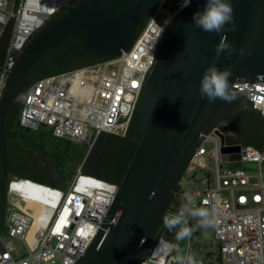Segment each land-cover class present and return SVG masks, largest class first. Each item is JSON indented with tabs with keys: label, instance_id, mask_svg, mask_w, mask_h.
Wrapping results in <instances>:
<instances>
[{
	"label": "built area",
	"instance_id": "built-area-1",
	"mask_svg": "<svg viewBox=\"0 0 264 264\" xmlns=\"http://www.w3.org/2000/svg\"><path fill=\"white\" fill-rule=\"evenodd\" d=\"M78 1L0 0V35L12 24L0 69V98L30 39ZM182 4L183 0H158L130 49L118 56L35 81L16 98L21 106L20 127L47 130L55 138L84 144L88 150L101 133L124 137L154 67L160 40L173 18L186 8ZM230 91L264 121V81L233 83ZM225 135L217 126L204 137L185 173L190 179L199 178L200 187L189 191L181 187L176 194L178 206L181 208L184 194L189 193L197 207L214 211L216 224L211 231L220 258L216 264H264V144L257 149L231 143ZM205 144L213 147L207 150ZM222 146L238 148L225 155H238L239 159L222 161ZM244 164H255L256 168L246 169ZM19 184H29L45 196L30 198L41 205L31 240L35 210L28 207V198L14 190ZM117 190L118 185L79 170L65 193L28 180L10 181L9 194H16L25 205L9 203L6 235L0 236V264H75L101 229ZM161 239L175 242L174 232L164 225L144 260L176 264L174 250L167 256L156 254ZM8 240L16 241L19 247L10 246Z\"/></svg>",
	"mask_w": 264,
	"mask_h": 264
},
{
	"label": "water",
	"instance_id": "water-1",
	"mask_svg": "<svg viewBox=\"0 0 264 264\" xmlns=\"http://www.w3.org/2000/svg\"><path fill=\"white\" fill-rule=\"evenodd\" d=\"M205 2L191 0L173 18L160 40L139 102L141 120L137 128L142 138L101 229L75 264H142L163 217L173 214L171 203L195 151L204 137L229 120V114L240 104L236 95L231 103L201 99L200 80L209 65L215 63L221 70L231 68L230 90L233 83L264 81V0H230L236 30L229 31L228 25L221 33H207L194 25L193 14L202 10ZM157 3L158 0H81L30 39L0 98V191L7 185L4 123L10 92L43 55L82 32L86 33L83 46L91 54L113 58L130 49L142 20ZM225 34L236 51L230 57L221 52L217 58L214 46ZM220 151L222 161L239 159L238 155H225L238 148L222 146ZM244 168L256 165L244 164ZM188 239L190 249L191 238Z\"/></svg>",
	"mask_w": 264,
	"mask_h": 264
},
{
	"label": "trees",
	"instance_id": "trees-1",
	"mask_svg": "<svg viewBox=\"0 0 264 264\" xmlns=\"http://www.w3.org/2000/svg\"><path fill=\"white\" fill-rule=\"evenodd\" d=\"M80 1L72 4L59 15L67 12ZM146 20L147 18L142 20L137 31L145 24ZM11 31L12 24L10 23L0 35V69ZM85 35L86 33L82 32L72 36L43 55L22 82L10 92L11 101L4 123L7 185L0 191V236L6 235L7 231L6 216L10 203L8 192L10 181L28 180L53 189H65L69 187L79 170L83 175L119 186L131 162L132 154L136 151L142 138V133L137 128L141 120L139 103L124 137L101 133L89 150L77 147L68 140L55 138L47 130L31 131L20 127L21 106L16 98L35 81L108 59L85 50L83 46ZM244 106L246 107L244 108ZM229 119L230 121L227 120L218 126L226 134L227 142H237L257 149L263 146L264 121L249 104L240 101L239 106L229 114ZM228 122L231 127L228 126ZM178 210L177 197L175 196L170 211L177 213ZM163 226L162 222L161 227ZM190 227L192 228L191 224ZM195 235L197 232L193 231L190 237L191 246ZM206 256L210 259L213 258L211 253H207ZM215 262L220 263L218 254Z\"/></svg>",
	"mask_w": 264,
	"mask_h": 264
},
{
	"label": "clouds",
	"instance_id": "clouds-1",
	"mask_svg": "<svg viewBox=\"0 0 264 264\" xmlns=\"http://www.w3.org/2000/svg\"><path fill=\"white\" fill-rule=\"evenodd\" d=\"M190 3L191 0H183L181 7H187ZM233 12L234 9L230 0H206L204 8L193 14V23L197 28L207 33H221L228 25H231L228 29L229 31H235ZM214 48L217 58L221 52L230 57L236 51L227 41L226 34L221 37L220 42ZM240 54H244L243 50H240ZM230 76H232L230 67H225L221 70L215 63L209 65L204 70L200 80L199 94L201 99L206 98L209 103L216 100L231 103L234 95L230 91ZM184 199L185 203L177 213L163 217V224L168 231L174 232L175 242L161 239L156 245L155 252L157 255L167 256L173 250L179 253L180 250L176 242L190 238L194 231L193 228L187 226L190 219H195L197 225L201 228H211L216 224L213 210L207 207H197L194 198L189 193L184 194ZM175 259L178 264H199L191 254L186 257L177 255Z\"/></svg>",
	"mask_w": 264,
	"mask_h": 264
},
{
	"label": "rangeland",
	"instance_id": "rangeland-1",
	"mask_svg": "<svg viewBox=\"0 0 264 264\" xmlns=\"http://www.w3.org/2000/svg\"><path fill=\"white\" fill-rule=\"evenodd\" d=\"M75 146L80 147V148H86L85 146H83L84 144H80L77 142H73ZM213 145L212 144H205V148L208 150L210 148H212ZM198 177V176H197ZM199 178L194 179H190V175L185 174L182 182H181V187L184 190H193L195 188L200 187V184L197 182ZM67 187L65 189H59L61 192L65 193L67 191ZM10 198H14V200H10V203H19L20 205L24 206L25 204L18 199V197L16 196V194L14 193H10ZM31 207L36 210L37 206L35 204H31ZM190 223L192 228L194 229V231L197 232V235H195L193 237L192 240V246L190 248V253H188L189 250V239L186 238L184 240H180L177 243V246L179 248V253H177L174 250V258L177 255H184L185 257L189 254L193 255L195 257V259L201 260L203 262V264H206V262L208 264H216L215 259L218 253V247L216 245L215 242H213V238H212V231L211 228H201L197 225V221L195 219H190ZM163 227L159 228L158 234L160 233V231L162 230ZM158 234L156 235L155 239L153 242L156 241V238L158 236ZM9 241V245L10 246H14V247H19V244L14 241V240H8ZM207 253H211L213 254V258L210 259L206 256ZM142 264H150L149 259H146L142 262ZM176 264H178L177 260H176Z\"/></svg>",
	"mask_w": 264,
	"mask_h": 264
},
{
	"label": "bare ground",
	"instance_id": "bare-ground-1",
	"mask_svg": "<svg viewBox=\"0 0 264 264\" xmlns=\"http://www.w3.org/2000/svg\"><path fill=\"white\" fill-rule=\"evenodd\" d=\"M13 188L17 193L28 198V207L32 208L31 204H35L37 206V209L35 210V215H34L35 216V222H34L32 228L30 230L29 237H28V240H31L32 236L34 235V232L36 231V229L38 227L39 218L41 217V215H39L41 205L36 203V202H31L30 198L32 196H39V195L45 198V196L41 195L42 190H38L37 188H35L29 184L14 185ZM48 194L49 193H47V195Z\"/></svg>",
	"mask_w": 264,
	"mask_h": 264
},
{
	"label": "flooded vegetation",
	"instance_id": "flooded-vegetation-1",
	"mask_svg": "<svg viewBox=\"0 0 264 264\" xmlns=\"http://www.w3.org/2000/svg\"><path fill=\"white\" fill-rule=\"evenodd\" d=\"M246 106H244V108H245ZM228 121H230V119L228 120ZM228 126L229 127H231V124L228 122ZM179 207V206H178ZM180 209V208H179ZM191 224V223H190Z\"/></svg>",
	"mask_w": 264,
	"mask_h": 264
},
{
	"label": "crops",
	"instance_id": "crops-1",
	"mask_svg": "<svg viewBox=\"0 0 264 264\" xmlns=\"http://www.w3.org/2000/svg\"><path fill=\"white\" fill-rule=\"evenodd\" d=\"M11 199L14 200V198H10V200H11Z\"/></svg>",
	"mask_w": 264,
	"mask_h": 264
},
{
	"label": "snow or ice",
	"instance_id": "snow-or-ice-1",
	"mask_svg": "<svg viewBox=\"0 0 264 264\" xmlns=\"http://www.w3.org/2000/svg\"><path fill=\"white\" fill-rule=\"evenodd\" d=\"M258 199V198H257Z\"/></svg>",
	"mask_w": 264,
	"mask_h": 264
}]
</instances>
